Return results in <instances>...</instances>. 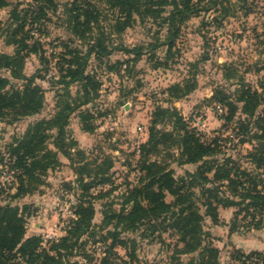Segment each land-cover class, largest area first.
<instances>
[{
  "label": "trees",
  "instance_id": "16d2710c",
  "mask_svg": "<svg viewBox=\"0 0 264 264\" xmlns=\"http://www.w3.org/2000/svg\"><path fill=\"white\" fill-rule=\"evenodd\" d=\"M51 1L43 0L42 4L22 10L20 25L7 40L14 45L13 53L0 52V70H8L11 78L22 82L18 86L11 85L8 78L0 76V120L13 123L39 114L43 93L35 81L51 70L58 74V77H48L51 88H56L55 112L48 119L29 124L20 137L6 145L5 153H0V163L3 164L6 154L5 166L13 171L15 179L14 196L23 198L37 191L47 172L60 164V154L69 161L76 175L74 181L82 193L77 197L74 217L68 222L65 236L51 241L48 247L41 245L39 236L25 237V224L16 208L0 206V264H77L70 261L76 245L84 235L91 234L95 215L91 189L112 184L113 162L108 156H103L99 162L85 160L83 151L75 148L76 142L70 136L69 120L76 113L83 132L92 133L95 129L97 115L90 108L99 97L101 83L89 68L91 58L105 60L113 50H120L131 56L129 61L132 62L144 54L140 47L109 46L107 34L110 33L106 30L119 34L131 26L135 17L140 20L160 18L171 33L164 44L170 49L178 33L177 18L180 17L179 23L203 10L198 7L201 0H105L116 16L112 24L101 25L105 14L99 4L104 0H71L64 4L70 37L53 46V50L60 48L58 53L47 55L40 41L29 35V29L22 32L26 20H30L32 28L45 13L44 2ZM208 1L217 3V0ZM6 5L7 0H0V8ZM12 15L11 19L19 20L18 13L14 11ZM159 45L150 46L154 50ZM30 53L37 56L40 67L27 76L22 72L23 59ZM53 58L56 61L52 65L50 59ZM106 63L109 70L124 64L119 60ZM231 77L223 74L226 80ZM194 86L191 82L174 83L165 91L170 97L179 98L188 95ZM208 101L222 110L218 116L222 120L221 128L211 135L190 128L173 107H157L152 113L148 137L138 148L135 164L141 175L124 194L118 211L103 212L102 225L112 227L107 234L113 244L126 248V243L134 241L119 238V233H134L145 226L152 235L159 230L156 238L161 242L162 233L170 231L169 236H175L176 242L182 244L180 249L175 245L176 253H196L186 264H220L219 250L209 242L203 230L205 218L216 224L219 208H234L233 229L264 227V109L258 112L264 104V89L259 91L240 79L232 90L216 86ZM158 123L168 125L169 129H159ZM235 141L234 146L256 144L244 154L237 153L238 156L233 157L226 151L232 149ZM167 146L177 149L174 160L178 166L196 165L195 169L185 170L175 177L165 160L171 157L168 148L165 149ZM163 150L166 158L156 159ZM74 154L78 159L73 158ZM68 188L71 187L68 185ZM167 196L170 201L166 200ZM229 259L230 264H264V253L235 250Z\"/></svg>",
  "mask_w": 264,
  "mask_h": 264
},
{
  "label": "rangeland",
  "instance_id": "374dc122",
  "mask_svg": "<svg viewBox=\"0 0 264 264\" xmlns=\"http://www.w3.org/2000/svg\"><path fill=\"white\" fill-rule=\"evenodd\" d=\"M69 1L44 2L45 13L38 22L33 23L32 28L30 20H26L22 33L29 29V35L40 41L47 55L58 53L60 48L53 50V46L70 37L64 16V4ZM42 3L43 0H7V5L0 8V52L13 53L14 45L8 44L7 40L15 27L20 25L22 10ZM99 6L105 14L100 24H112L115 10L105 0L100 1ZM198 7L203 10L182 22L178 23L180 17L177 18L178 33L170 49L164 44L169 41L171 33L160 18L140 20L135 17L131 26L119 34L106 30L110 33L107 34V43L111 47H140L144 52L142 56L131 62V56L113 50L108 59L95 61L91 58L89 68L101 83L99 97L90 108L97 115L95 129L92 133L83 132L75 113L69 120L68 130L76 142L75 148L83 151L85 160L96 159L99 162L103 156L112 159V184L91 189L94 226L90 235L80 239L82 244L79 242L76 245V252L70 261L77 264H186L196 255L176 253L175 245L180 249L182 244L176 242L175 236H169L170 231L162 233L161 242L156 238L159 230L152 235L145 226L134 233L120 232L119 238L134 241L126 243V248H123L117 243L113 244L107 234L112 227L102 225V219L104 211H118L121 208L124 194L141 175L135 167L138 148L147 140L152 113L157 107L175 108L190 128L211 135L222 125V120L218 118L222 113L221 108L208 101L212 89L216 86L235 89L240 79L259 91L264 89V0H217L216 4L201 0ZM14 11L18 13L19 20L11 19ZM156 43L160 45L152 50L150 45ZM80 48L84 50L83 46ZM116 60L124 64L109 70L106 62L110 64ZM50 61L53 65L56 58ZM39 67L35 54L30 53L23 59L22 72L27 76ZM224 73L232 77L226 80ZM50 75L58 77L57 72L51 70L35 81L43 93V107L39 114L23 117L13 123L0 120L1 155L5 153L6 145L20 137L29 124L42 118L48 119L55 112L56 88H51L48 82ZM0 76L8 78L11 85L22 83L11 78L5 69L0 70ZM187 82L195 83V86L186 96L174 98L165 91L174 83L183 85ZM262 109L264 104L258 108V112ZM157 127L169 129L168 125L162 123H158ZM234 143L236 141L232 149L226 151L233 157H237V153L244 154L256 144L234 146ZM167 148L171 157L165 160L175 177L181 176L185 170L195 169L196 165L178 166L174 160L177 149L175 146ZM162 153L156 159L166 158L164 150ZM3 158V164L0 163V206L16 208L25 224V237L39 236L41 245L48 247L51 241L65 236L68 222L74 217V206L82 193L74 181L75 173L71 167L65 168L60 163L47 172L44 183L38 186L37 191L19 198L14 196L13 171L5 166L7 155L4 154ZM73 158L78 159V156L74 154ZM170 199L166 197L167 201ZM233 212L234 208H219L218 223H212L209 218L203 221V230L208 234L209 242L219 250L220 264H230L229 258L235 250L264 253V227L233 229Z\"/></svg>",
  "mask_w": 264,
  "mask_h": 264
},
{
  "label": "crops",
  "instance_id": "0c3cea01",
  "mask_svg": "<svg viewBox=\"0 0 264 264\" xmlns=\"http://www.w3.org/2000/svg\"><path fill=\"white\" fill-rule=\"evenodd\" d=\"M58 158H59L60 163L63 164L65 168L67 167L69 169V167H70L69 161L60 154L58 155Z\"/></svg>",
  "mask_w": 264,
  "mask_h": 264
}]
</instances>
